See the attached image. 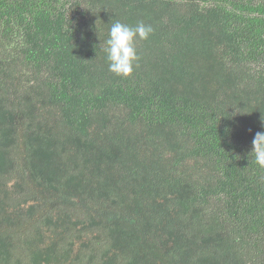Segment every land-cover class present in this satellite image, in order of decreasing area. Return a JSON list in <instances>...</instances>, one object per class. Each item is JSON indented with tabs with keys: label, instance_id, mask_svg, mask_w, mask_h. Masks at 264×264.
I'll list each match as a JSON object with an SVG mask.
<instances>
[{
	"label": "trees",
	"instance_id": "trees-1",
	"mask_svg": "<svg viewBox=\"0 0 264 264\" xmlns=\"http://www.w3.org/2000/svg\"><path fill=\"white\" fill-rule=\"evenodd\" d=\"M262 116L264 0H0V264H264Z\"/></svg>",
	"mask_w": 264,
	"mask_h": 264
},
{
	"label": "clouds",
	"instance_id": "clouds-1",
	"mask_svg": "<svg viewBox=\"0 0 264 264\" xmlns=\"http://www.w3.org/2000/svg\"><path fill=\"white\" fill-rule=\"evenodd\" d=\"M154 32L152 25L138 22L130 26L119 21L111 24L108 37L103 42L102 51L106 55L109 71L121 77L132 75L138 66L140 56L136 48V40H147ZM264 127V116L261 117ZM254 163L264 168V131H258L252 140L250 154Z\"/></svg>",
	"mask_w": 264,
	"mask_h": 264
}]
</instances>
